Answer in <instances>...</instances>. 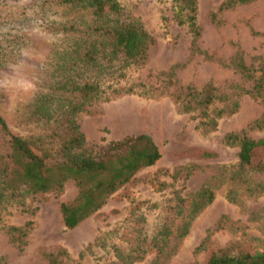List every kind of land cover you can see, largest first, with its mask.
Masks as SVG:
<instances>
[{"label":"rangeland","instance_id":"rangeland-1","mask_svg":"<svg viewBox=\"0 0 264 264\" xmlns=\"http://www.w3.org/2000/svg\"><path fill=\"white\" fill-rule=\"evenodd\" d=\"M117 1L153 38L143 63L124 69L120 83L150 86L146 93L102 97L76 120L84 148L91 153L102 152L110 140L146 133L160 157L71 229L62 224L59 203L75 196L72 180L64 183L59 194L7 196L0 202V263L48 264L47 253L64 250L66 256L58 254L64 264H149L163 241L162 264H202L215 247L264 250V173L248 171L241 179L232 178L238 148L224 141L227 133L264 137V128L253 124L263 104L253 92L244 91L251 89L252 78L233 65L240 56L253 76L264 66V0L222 10H218L222 0H195L196 37L186 22L178 21L182 14L175 0ZM36 3L0 0V116L13 133L22 135L35 128L23 125L16 112L27 109L36 91L50 88L53 52L69 44L56 28L63 22L75 28L79 12L52 8L44 13ZM171 66L178 85L199 89L210 81L226 102L237 100V107L219 117L213 129L199 125L222 102L181 111L171 96L176 90L166 87L160 74ZM2 140L0 136V151ZM200 151L212 156L203 157ZM254 156L264 157V151ZM204 184L213 190L211 202L191 219L185 235L174 239L192 193ZM177 196L184 199L182 203ZM27 220L31 226L24 243L18 245L7 227ZM165 224L169 233L160 238L158 231Z\"/></svg>","mask_w":264,"mask_h":264},{"label":"trees","instance_id":"trees-1","mask_svg":"<svg viewBox=\"0 0 264 264\" xmlns=\"http://www.w3.org/2000/svg\"><path fill=\"white\" fill-rule=\"evenodd\" d=\"M175 1L182 14L178 21L186 22L196 37L195 0ZM251 1L222 0L218 10ZM35 5L44 13L52 8H75L79 12L75 15V28L66 22L56 28L69 44L67 48L53 52L56 58L48 75L50 88L36 91L27 109L16 112L21 123L33 124L35 131L25 135L13 133L0 116V136L4 144L0 151V202L7 196L23 198L47 192L59 194L64 183L72 180L75 196L70 201L59 203L62 224L71 229L96 212L107 197L127 183L138 170L153 165L160 157L156 143L146 133L110 140L102 152L91 153L84 148V135L76 120L79 113L102 97L107 99L119 93L138 91L146 93L145 89L150 86L146 82L128 86L120 82L124 69L143 63L153 38L139 20L127 15L117 0H37ZM233 65L242 75L252 78L251 89L244 91H251L260 98L263 111L253 124L264 128V66L256 69L258 73L253 76V71L240 56L236 55ZM173 68L171 66L160 74L165 76V86H173L176 90V94L171 96L181 111L195 106L206 109L213 103L222 102L213 116L207 115L199 125L213 129L219 117L232 113L237 107V100L226 102L210 81L199 89L178 85L173 78ZM107 93L110 95L106 96ZM224 141L238 148L232 178L237 175L241 179L248 171L264 173V157L254 156L258 150L264 151V137L253 139L243 133H227ZM200 155L210 157L212 153L200 151ZM212 198L213 190L207 184L192 193L185 219L176 226L174 239L185 235L191 219ZM177 199L180 203L184 200L180 196ZM181 211L178 207V213ZM31 223L27 220L21 226H8L11 240L18 245L23 244ZM167 224H170V219ZM168 233L166 224L158 231L160 238ZM163 243L165 241L161 247L158 246L156 256L149 264H162ZM58 254L66 256L67 252L47 253L48 264H64L58 259ZM117 257L120 260L121 257ZM202 264H264V250L215 247L208 251Z\"/></svg>","mask_w":264,"mask_h":264}]
</instances>
